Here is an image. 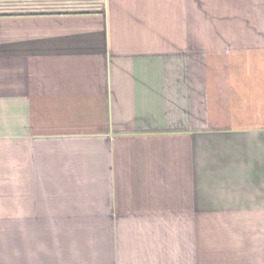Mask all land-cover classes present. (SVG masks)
Instances as JSON below:
<instances>
[{
    "label": "crops",
    "instance_id": "1",
    "mask_svg": "<svg viewBox=\"0 0 264 264\" xmlns=\"http://www.w3.org/2000/svg\"><path fill=\"white\" fill-rule=\"evenodd\" d=\"M0 264H264V0H0Z\"/></svg>",
    "mask_w": 264,
    "mask_h": 264
}]
</instances>
